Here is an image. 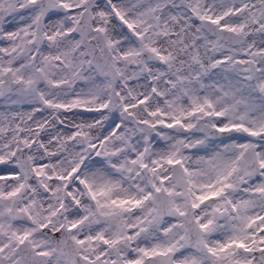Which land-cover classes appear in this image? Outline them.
<instances>
[{
    "label": "snow or ice",
    "instance_id": "obj_1",
    "mask_svg": "<svg viewBox=\"0 0 264 264\" xmlns=\"http://www.w3.org/2000/svg\"><path fill=\"white\" fill-rule=\"evenodd\" d=\"M0 264H264V0H0Z\"/></svg>",
    "mask_w": 264,
    "mask_h": 264
}]
</instances>
